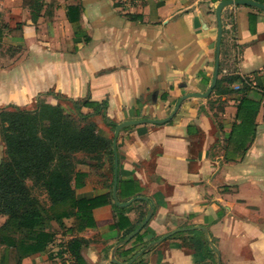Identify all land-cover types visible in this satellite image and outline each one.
<instances>
[{
	"label": "crops",
	"instance_id": "1",
	"mask_svg": "<svg viewBox=\"0 0 264 264\" xmlns=\"http://www.w3.org/2000/svg\"><path fill=\"white\" fill-rule=\"evenodd\" d=\"M263 66L264 0H0V109L106 99L117 154L20 264H87L72 237L90 264H264ZM243 96L261 104L234 159Z\"/></svg>",
	"mask_w": 264,
	"mask_h": 264
},
{
	"label": "trees",
	"instance_id": "2",
	"mask_svg": "<svg viewBox=\"0 0 264 264\" xmlns=\"http://www.w3.org/2000/svg\"><path fill=\"white\" fill-rule=\"evenodd\" d=\"M247 86L244 82V89ZM79 101L74 106L85 121L88 113H94L110 124L105 117L106 99ZM260 104L259 99L243 96L238 105L239 122L231 131L238 139L232 148L238 153L234 159L242 157L253 139L254 118ZM37 105L34 109L14 105L0 109L6 154L0 161V216H4L0 225V264H20L24 256L46 250L56 238L52 221L62 226V218L72 213V207L80 209V202L86 201L74 197L76 188L91 175L90 170L76 166L77 152L104 147L106 154L114 157L111 141L96 132L95 122L86 121L79 126L60 104ZM245 138L246 144L241 145ZM112 173L113 164L111 176ZM32 188L43 189L48 203L34 195ZM83 221L84 225L89 223L87 218ZM82 242V238L72 237L65 249L77 263L90 264Z\"/></svg>",
	"mask_w": 264,
	"mask_h": 264
},
{
	"label": "rangeland",
	"instance_id": "3",
	"mask_svg": "<svg viewBox=\"0 0 264 264\" xmlns=\"http://www.w3.org/2000/svg\"><path fill=\"white\" fill-rule=\"evenodd\" d=\"M38 100L35 101L33 107L35 108L41 104H44L46 102L47 104H60L64 111L68 113L71 117H73L75 123L77 125H84L86 121H93L96 124V132L106 137L108 140L111 141L112 149H113V140L112 137L105 136L102 132L105 128V124H107L106 119L100 114H94V113H88V118L85 121L84 118L79 115L81 112L80 109L75 104H80L81 101H76L72 98H66V97H56L51 98L48 96V94H43L38 97ZM53 100V101H52ZM38 102V103H37ZM27 108V107H26ZM87 113V112H84ZM2 143L0 144V161L6 157L5 154V144L1 138ZM113 156H114V149H113ZM115 157V156H114ZM114 157H110L109 154H106L104 147H99L97 150L86 152V151H79L75 154V164L78 168L82 169H88L90 170V174L94 176L95 178H101L104 180V178L107 176V173L110 175L112 171V164L114 165ZM29 183V182H28ZM32 193L36 195L42 202L48 203L46 199V194L43 191V189L40 188H32ZM3 217L4 216H0Z\"/></svg>",
	"mask_w": 264,
	"mask_h": 264
},
{
	"label": "water",
	"instance_id": "4",
	"mask_svg": "<svg viewBox=\"0 0 264 264\" xmlns=\"http://www.w3.org/2000/svg\"><path fill=\"white\" fill-rule=\"evenodd\" d=\"M238 2V1H236ZM113 149H114V172H116V166H117V154H116V149H115V141H113Z\"/></svg>",
	"mask_w": 264,
	"mask_h": 264
}]
</instances>
